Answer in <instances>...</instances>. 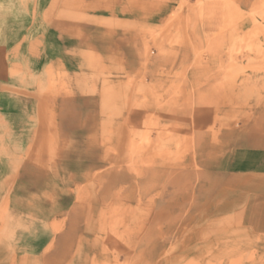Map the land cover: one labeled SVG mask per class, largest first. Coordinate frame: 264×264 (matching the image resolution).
Listing matches in <instances>:
<instances>
[{
    "label": "rangeland",
    "instance_id": "374dc122",
    "mask_svg": "<svg viewBox=\"0 0 264 264\" xmlns=\"http://www.w3.org/2000/svg\"><path fill=\"white\" fill-rule=\"evenodd\" d=\"M59 1L47 11L51 37L83 28V65L75 75L53 63L35 74L27 160L42 173L39 185L20 187L49 199L18 207L12 186L0 184V264H264V239L216 215L218 192L208 191L219 172L203 166L221 131L251 122L235 114L251 112L252 86L264 92V0H180L162 10L115 0L104 23L92 18L102 12L96 0ZM59 197L66 227L25 259L27 237L41 230L30 223L46 221L40 211Z\"/></svg>",
    "mask_w": 264,
    "mask_h": 264
},
{
    "label": "crops",
    "instance_id": "0c3cea01",
    "mask_svg": "<svg viewBox=\"0 0 264 264\" xmlns=\"http://www.w3.org/2000/svg\"><path fill=\"white\" fill-rule=\"evenodd\" d=\"M132 2L144 10H162L176 9L180 0ZM65 3V0L59 1L58 7L66 8ZM94 4L92 7L96 6L97 11L102 10L92 16L96 23H104L110 18L114 20L115 0H96ZM202 4L206 9L210 8L205 2ZM52 7L53 0H0V184L12 186L9 200L19 202L20 204H16L18 207L24 202L38 201V204L25 205L40 208V205H45L49 199L45 191H23L20 187L26 183L39 185L40 182L36 180L42 173L27 160L28 154L32 152L36 126L35 90L39 81L36 82L35 74L45 73L53 63L61 66V69L57 70L75 75L81 71L79 67L83 65V28H78L77 31L76 27L74 36H67L59 30L60 34L52 38L49 27L51 19L47 16V11ZM36 9L42 10L40 17L35 16ZM36 25L47 27L46 32H36ZM53 55L56 59L51 60ZM262 79L264 81L263 76ZM251 95V112L235 114L236 120L245 114L251 122L233 131H221V144L217 148H209L203 166L219 172L216 175L217 190L208 191L213 195L218 192L219 202L214 207V211L218 210L216 215H232L241 229L264 239V92H261L258 83L252 86ZM260 96L261 100L258 99ZM235 103H239L238 97ZM220 113V116L227 114ZM211 117V110H204V120L212 121ZM207 126L210 127L211 122L203 127L204 137L209 135ZM25 138L27 143L23 144ZM15 190L18 192L13 195ZM58 199V207L53 208L54 210L41 212V209H38L40 213H47L46 221L30 223L34 228L41 227V230L37 232V236L34 234L27 237L29 239L26 240L22 251V257L25 259L42 256L56 241L58 235L54 229L66 227L68 220L63 218V210L67 205L60 204V201L66 199ZM19 210L23 208L10 209L11 213H19ZM19 215L24 216L22 212Z\"/></svg>",
    "mask_w": 264,
    "mask_h": 264
}]
</instances>
